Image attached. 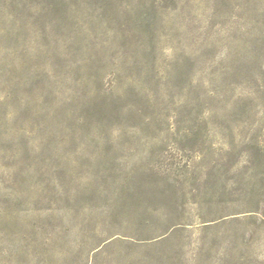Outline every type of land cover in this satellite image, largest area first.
<instances>
[{"label":"rangeland","instance_id":"rangeland-1","mask_svg":"<svg viewBox=\"0 0 264 264\" xmlns=\"http://www.w3.org/2000/svg\"><path fill=\"white\" fill-rule=\"evenodd\" d=\"M0 264H264V0H0Z\"/></svg>","mask_w":264,"mask_h":264}]
</instances>
